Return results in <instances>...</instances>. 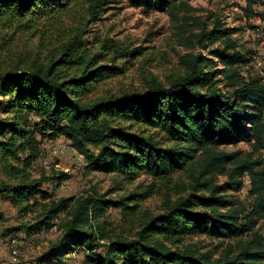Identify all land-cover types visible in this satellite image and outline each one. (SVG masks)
<instances>
[{
    "label": "trees",
    "instance_id": "16d2710c",
    "mask_svg": "<svg viewBox=\"0 0 264 264\" xmlns=\"http://www.w3.org/2000/svg\"><path fill=\"white\" fill-rule=\"evenodd\" d=\"M124 1L171 15L187 8L186 0ZM111 4L115 0H0V53L19 33L37 40L36 51L47 52L42 61L0 72L3 112L9 116L0 119V167L13 182L1 184L0 195L21 213H35L40 206L43 215L25 227L27 235L48 230L58 219L60 237L37 263L83 250L82 264H264V238L256 230L257 217L264 214L259 156L264 152V69L263 75H241L240 66L249 61L217 21L194 38L201 49L220 40L222 47L208 51L211 57L181 56L183 72L167 85L153 81L143 91L88 99L87 90L116 69L99 65L105 54L92 52L82 37ZM108 50L112 61L136 54L126 47ZM58 136L81 155L88 171L116 174L128 183L146 175L163 184L184 173L189 184L183 195L165 198L162 212L147 216L133 235L108 233L99 221L105 209L118 208L129 219L149 195L131 193L118 202L97 193L50 200L41 182L59 186L67 176L32 179L30 169L40 157V141ZM240 143L250 151L219 150ZM217 176L226 181L217 184ZM244 176L248 207L225 194L239 191ZM202 236L224 245V252L213 257L184 241Z\"/></svg>",
    "mask_w": 264,
    "mask_h": 264
},
{
    "label": "rangeland",
    "instance_id": "374dc122",
    "mask_svg": "<svg viewBox=\"0 0 264 264\" xmlns=\"http://www.w3.org/2000/svg\"><path fill=\"white\" fill-rule=\"evenodd\" d=\"M186 4L187 8H182L177 13L174 11L171 15L165 11L131 7L124 0H115V4H111V8L105 10L99 20L89 23L82 37L87 47L94 53L105 54L99 56V65L114 67L116 70L113 72L115 74H107L103 81L89 88L87 98L143 91L153 81L167 85L183 72L179 61L181 56L198 53L208 56V51L222 47L220 40L207 42L205 48L201 49L194 38L202 30L214 28L217 21L219 28L230 31V38L236 45L235 50L249 61L245 66H240L241 75H263L264 0H186ZM186 18L196 20L185 21ZM68 22L74 24V18L68 19ZM36 42V39H29L26 33L17 34L12 43L0 53V72L15 66L26 67L27 63L35 59L42 61L47 52L36 51ZM108 46L126 47L136 54L123 59L117 57L112 61ZM214 62L215 67L220 69L219 62ZM4 101L6 100L0 95V119L9 117L3 112ZM133 127L130 130L136 131L137 128ZM146 132L153 133L150 129ZM160 136H156L157 139ZM57 146L62 147L63 153L53 154V148ZM219 150L225 153H244L250 151V148L249 145L240 143L232 147H221ZM79 156L81 157L61 136L54 140L43 139L40 141V157L31 165V178L50 179L59 173L67 176L59 186L53 181L41 182V190L51 196L50 200L75 199L97 193L105 200L118 202L131 193L149 195L139 202L137 212L129 219L118 208L105 209L99 221L104 223L102 227L108 233L133 235L147 216L162 212L165 198L174 200L183 195V189L189 184L184 173L170 176L166 184L146 175H140L128 183L116 174L86 170L85 162L77 161ZM259 156L264 164V152L260 151ZM214 180L217 184H222L226 178L217 176ZM241 182L239 191H225V194L248 207L251 198L248 196L247 177L241 178ZM12 183L0 167V185ZM36 199L41 205L40 198L37 196ZM38 209L35 213H21L6 195H0V264H38L37 260L51 243L59 239L60 230L56 225L58 219L54 220L48 230H42L37 235L26 234L25 227L33 225L43 215L40 217L42 209ZM256 230L264 238V214L257 217ZM184 241L196 244L199 251L208 252L213 257L224 252V245L218 247L215 241L204 236L189 237ZM100 252L102 250L98 251ZM83 257V250H79L47 259L40 264H82Z\"/></svg>",
    "mask_w": 264,
    "mask_h": 264
},
{
    "label": "built area",
    "instance_id": "2783aa9c",
    "mask_svg": "<svg viewBox=\"0 0 264 264\" xmlns=\"http://www.w3.org/2000/svg\"><path fill=\"white\" fill-rule=\"evenodd\" d=\"M61 153H63V149H62L61 146H57V147L53 148V154L58 155V154H61ZM79 160H84V159H80V158L77 157V161L78 162H79Z\"/></svg>",
    "mask_w": 264,
    "mask_h": 264
},
{
    "label": "bare ground",
    "instance_id": "6f19581e",
    "mask_svg": "<svg viewBox=\"0 0 264 264\" xmlns=\"http://www.w3.org/2000/svg\"><path fill=\"white\" fill-rule=\"evenodd\" d=\"M71 152H72V150H71ZM80 157V156H79ZM80 159H82L81 157H80ZM81 161V163H83L84 161L83 160H80Z\"/></svg>",
    "mask_w": 264,
    "mask_h": 264
}]
</instances>
